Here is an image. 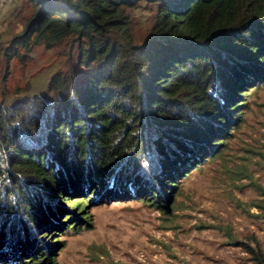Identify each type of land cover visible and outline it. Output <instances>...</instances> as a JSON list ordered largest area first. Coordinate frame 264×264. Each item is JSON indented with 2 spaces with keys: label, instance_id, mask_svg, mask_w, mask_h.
<instances>
[{
  "label": "trees",
  "instance_id": "obj_1",
  "mask_svg": "<svg viewBox=\"0 0 264 264\" xmlns=\"http://www.w3.org/2000/svg\"><path fill=\"white\" fill-rule=\"evenodd\" d=\"M142 2L152 14L137 42L130 13ZM29 4L6 62L60 44L75 70L50 77L49 98L0 105V257L15 248L21 262L46 248L38 230L58 225L59 214L80 221L83 199L63 212L61 192L161 194L214 151L217 127L239 102L228 106L264 72V0ZM249 250L264 264L260 248Z\"/></svg>",
  "mask_w": 264,
  "mask_h": 264
},
{
  "label": "rangeland",
  "instance_id": "obj_2",
  "mask_svg": "<svg viewBox=\"0 0 264 264\" xmlns=\"http://www.w3.org/2000/svg\"><path fill=\"white\" fill-rule=\"evenodd\" d=\"M148 7L142 2L130 13L137 42L149 34ZM30 12L29 0H0L1 106L33 95L49 98L50 77L75 70L60 44L34 45L6 62L4 48ZM253 79L247 94L228 106L239 102L230 121L217 127L214 151L167 182L161 194L95 200L94 188L75 190V198L61 192L63 212L83 199L80 221L59 214L58 225L38 230L43 251L21 262L10 252L15 248L6 247L0 264H256L249 247L260 248L264 258V72Z\"/></svg>",
  "mask_w": 264,
  "mask_h": 264
},
{
  "label": "bare ground",
  "instance_id": "obj_3",
  "mask_svg": "<svg viewBox=\"0 0 264 264\" xmlns=\"http://www.w3.org/2000/svg\"><path fill=\"white\" fill-rule=\"evenodd\" d=\"M130 172V171H129Z\"/></svg>",
  "mask_w": 264,
  "mask_h": 264
}]
</instances>
